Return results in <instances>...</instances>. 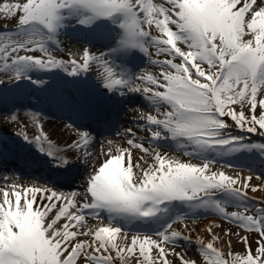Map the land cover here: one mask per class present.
Masks as SVG:
<instances>
[{"label": "snow or ice", "instance_id": "obj_1", "mask_svg": "<svg viewBox=\"0 0 264 264\" xmlns=\"http://www.w3.org/2000/svg\"><path fill=\"white\" fill-rule=\"evenodd\" d=\"M3 11L18 23L0 31V71L9 73L11 81L5 85L0 80V103L6 102L9 85L27 81L45 89L49 81L35 78L34 70L62 72L72 84L48 96L75 134L66 148L56 147L43 131L34 137L15 134L51 158L45 162L58 173L81 162L90 166L97 143L96 157L104 159L91 165L82 191L65 193L39 184L0 186V264H174L170 255L177 264H197L176 250L192 244L202 264H264V200L248 194L250 187L256 192L259 186L250 185L251 176L234 177L210 167L237 154L264 159V143L239 134L264 137V0H24L5 4ZM69 18L85 27L110 21L120 29L115 46L98 52L84 48L78 58H57L51 45H59L57 37ZM125 49H139L159 71L130 73L117 66L111 57ZM93 70L104 96L139 94L149 101L129 109L134 127L114 133L126 146L101 141L78 123L96 114L97 97L79 80ZM234 104H247L249 114L243 108L235 111ZM18 112L15 107L0 112V123H19ZM39 115L33 120L42 128ZM233 129L239 132L233 134ZM160 141H171L204 162L169 156L159 150ZM134 150L141 153L135 160ZM178 202L189 210H213L257 233L256 247L249 236L237 233L243 250L229 251L230 259H225L215 246L218 235L193 241L174 227L190 212L169 215ZM228 206L241 210L228 212ZM87 217L99 223L90 225ZM213 227L220 225H212L210 233ZM129 231L135 233L130 238Z\"/></svg>", "mask_w": 264, "mask_h": 264}, {"label": "rangeland", "instance_id": "obj_2", "mask_svg": "<svg viewBox=\"0 0 264 264\" xmlns=\"http://www.w3.org/2000/svg\"><path fill=\"white\" fill-rule=\"evenodd\" d=\"M22 2H24V0H0V31H4L5 30V26H7L8 29H13V28L16 27V25L18 23L17 19L12 18L11 16H6L5 12L3 11V6L5 4L22 3ZM78 25H80V24H78L76 22L75 18H69L67 20L66 26L69 28V31H75ZM59 37H61L60 40H58L59 42H63L64 39L66 40V36L65 35L59 36ZM67 39H70V38H67ZM79 44L80 43H78V42L69 43L67 46L62 44L63 46H59L60 49H56V50L59 51V53H61L63 55L66 54V55L70 56V55H73L72 52H71L72 49L76 48ZM109 47L112 48L114 46H112V44H111V46H109ZM109 47H107L104 50H108ZM56 48H58V47L56 46ZM92 48H94V47H92ZM111 59H112V57H111ZM115 59H116L115 62L118 63L119 60L117 58H115ZM9 75H10L9 73H5V72L0 71V80H3L5 82V84L11 82L9 80ZM112 95L114 97H112ZM9 97H10V95L7 96V98H9ZM111 98L113 100L114 99L118 100V99H121L122 97H120L118 95H115V94H111ZM124 98H129L130 100L133 101V102L130 103V108L129 109H131L133 107H140V106H142L141 104H143V105H148L149 104V101H147L143 96H141L139 94H134V95L131 94V95L125 96ZM5 103L9 104L7 100H6ZM232 107L237 112H239L243 108V110H245L246 115L249 114L248 113L249 106L247 104H245L243 106H241L239 104H234V105H232ZM7 110H8L7 108L6 109H2L0 112H6ZM30 110H32V109L30 108ZM144 110L147 111L149 109L147 107H145ZM257 110L259 111V108ZM21 113H23V112L21 111ZM130 113L134 114L133 112L129 111L128 114H130ZM39 114L44 115V114H42V112H40ZM126 121H127V123L128 122L130 123L129 125L126 124L127 126L134 127V125L132 124V121L130 122L129 117L126 119ZM35 124L36 125H33V127H34L35 130L38 131V133L40 132L39 135L41 134V131L46 133L47 136L49 135V133L47 131L42 130V129L40 130V128L37 126V123H35ZM229 124L231 125V121L230 120H229ZM124 128H127V127H124ZM3 129H5V128L0 126V131L3 132ZM5 130H7L6 134H7V136H9V138H15L17 141H22V139H20L21 136L15 134L16 132H20L17 128H9V129H5ZM236 132H239V130L238 129H233V134H235ZM38 133L36 134V132H34L32 134V133L29 132L28 135L30 137H34V136L38 135ZM239 134L244 135L252 143H264V137L259 136L258 134H249V133H239ZM115 137H113V138H115ZM98 145L99 144H97L95 147H97ZM152 147H156V146L153 145ZM159 148L161 149L162 145L159 146ZM91 150H93V148ZM182 156H184V155L182 154L181 157ZM186 157H188V161H190L192 163H196V164H202L203 163L202 160H198V159H195V158H192V157H189V156H186ZM176 158L180 159L181 161H185L183 158H179V157H176ZM243 159H249V160L253 161L252 162L253 163L252 164L253 165V169L252 170H248V171L251 174H253V176L257 175V176H254V178L256 180H259L260 182L264 181V172L260 171L261 169H264V159H261L258 154L253 155L251 153H248V154H237L235 156L224 157L222 160L221 159H217L213 164L210 165V167L213 170L224 171L222 168L225 167L224 165H228V162H230L233 165V161L235 163L236 162H243L242 161ZM99 160H100L99 158H96L93 155V159L91 161V165H98L99 162H100ZM91 165L86 168V166L83 165V162H81V163H77L76 165H74V167L70 171H68V173H65V172H59L58 173V172H55V171L52 170V163L49 164L50 173L55 172V173L61 175V176H59L60 179L58 180V182L54 181V180L53 181L51 180V178H50L51 174H50V176L49 175H45L43 178H38V177H35V176H20V174L18 175V173H16V174L15 173H10L11 175L8 174L9 176L6 177V179H5V177H3L0 181L3 184V183H5L8 180L9 181L12 180L10 176H14V177L18 176V180L37 181L38 183H43L44 185L45 184H49L52 187L53 186H57V187H61V188L66 189V190H73L74 189V190H81L82 191L83 190V186H84L85 178L87 177L88 173L90 171H92ZM229 167H225V168L232 169L233 172L230 173L228 171H224L226 174L232 175L234 177L235 176L242 177L240 172H239L240 169H242V168H237V166L236 167H230V168ZM3 175H5V173ZM260 182L258 184H254L252 182V180H251L250 181V185L251 186H259V190H260L261 189V183ZM21 185H26V182L24 184L21 183ZM259 190L256 191V192H252L251 191V187H250L248 189V194H249V196L254 197L257 201H260V200H262V198H261V196L258 195ZM180 204H182V203H180ZM182 206H183V208H181L182 212H187V210H189L187 208V205L182 204ZM240 210L241 209H237L234 206H228L226 208V211H228V212L240 211ZM173 211H174V209H172V212H170V213H173ZM192 211L195 213V217H194L193 220L196 223V225H198V227H199L195 234L188 233V234L191 235V239L193 241H195L197 239L196 236H198V233L201 230V227L204 225L203 221H206V222H210L211 224L220 225V227L223 230L224 234L228 233L229 230H231V234L230 235H226V236L230 237L231 240H232V243L235 244V245H232L231 249H229L228 246L223 248V252L225 253V259H230V257L227 256V253L229 251H231V252H242V250H243L244 246H243L242 242L240 241V239L238 238V236L236 235L237 233H241V235L249 236L250 237V242L252 243V246H253V249L256 247L255 241L259 238L257 233L244 231L236 223H233V222L225 219L223 216L216 214L213 210L193 209ZM250 214H254V213H250ZM187 219L188 218H185V220H187ZM94 221H97V220L94 219ZM106 222L107 221L105 220L104 223H106ZM98 223H99V221H97V224ZM153 238H156V237H153ZM194 245L195 244H193L192 246L188 245L186 248H182L181 246L178 245L176 247V250L177 251H185L186 252V258H188L190 260H191V258L192 259H196L197 260V264H202L201 260L198 259V257L201 256V254L198 252L197 248L194 247ZM196 254L198 256H196ZM152 255L153 256L156 255V250L155 249H153ZM168 259L172 260L174 262V264H177V258L175 256L170 255L168 257Z\"/></svg>", "mask_w": 264, "mask_h": 264}, {"label": "bare ground", "instance_id": "obj_3", "mask_svg": "<svg viewBox=\"0 0 264 264\" xmlns=\"http://www.w3.org/2000/svg\"><path fill=\"white\" fill-rule=\"evenodd\" d=\"M161 1L162 2H160V3L164 2V0H161ZM257 3H260V0H257ZM64 32L65 31H63L62 33L64 34ZM153 34H157L155 32V30H153ZM88 41L89 42H94V39L90 38ZM65 46H67V45L65 44ZM84 48H87L85 44H79V46H77L76 48L72 49V51L70 50L73 55H70V56L66 55V54L63 55V54L59 53V51H57V50H53V55H55V56H57V58H61V59H68L70 57H77L78 58V57H80L82 55V49H84ZM98 51L99 50H96V51H93V52H98ZM153 51H154V49H153ZM149 69H150V71H153V72H156V71L159 70L158 67L155 66V65L149 66ZM38 72L40 74L39 75L40 78L46 79V78H49L51 76H55V78H59L57 73H54L55 75H53V74L41 72L39 70H38ZM94 78L96 79L95 70H93V72L88 73L86 77H80L79 80H80L81 85H82V82H84V84H86L87 82H91ZM64 79L68 80L66 77H64ZM6 108L7 107H6L5 104H1L0 105V111L2 109H6ZM34 114H36V113H34L33 111H25V112H23L21 114H18L19 123H16V124H12V123L3 124V123H0V126H2L5 129L17 128L21 133L27 132L29 134V132H30V133L33 134L34 132H36V134H37L38 131L35 130L34 127H33V125H36L35 124L36 122L33 120V115ZM133 115L134 114H131V113L128 115L130 122L132 121L131 118H132ZM38 119H39V124L43 125V130H45V131H47L49 133L48 139H50L54 143V145L56 147L61 148V149L66 148V145L71 142V140L73 139V137L75 135L74 132L71 129H68V128L65 127L66 122L65 121H61V120H57L56 121L54 119H50V118L45 117L43 115L39 116ZM0 120H2V117H0ZM129 124L130 123L128 122L127 125H129ZM127 127H129V126H127ZM5 129H3V132H7V130H5ZM39 133H38V135H39ZM138 135H145V133L139 132ZM113 140H115L116 142L120 143L122 146H126L124 144V141H122L119 137H115V138H113ZM160 143H162V144L164 143L163 144L164 146H162L161 149L159 148V150L161 152H166L169 156H176V157H179V158H183L185 161H188V157H184V156L181 157V154H184V151L178 150L174 146L173 143L168 144L166 141H160ZM145 147H149V145L145 144ZM99 150H100V147L96 148L95 151H94V155H96V153H98ZM140 154L141 153H139L138 151L134 150V153H133L134 160ZM222 169L224 171H228L230 173L233 172L232 169H227L225 167L222 168ZM38 170H36V172L39 174ZM239 172H240L242 177L251 176L252 177V182L254 184H258L260 182L259 180H256L254 178V176H257V175L253 176V174H251L247 170H240ZM10 177H11L12 180L6 181L5 183H3L4 185L5 184H12V183H18V184L22 183V184H24L26 182V186L27 185H32V184H39L41 186L52 187L49 184H45L44 185L43 183H38L37 181L18 180V177H14V176H10ZM260 183H261V189L259 190L258 195L261 196L262 200H264V181H261ZM3 184L0 183V186H4ZM53 188L59 189V190L65 192V193H69L71 191H74V189L73 190H66V189H63V188L57 187V186H53ZM87 219H88V223L90 225H96L97 224V221H94V219H92L91 217H87ZM193 219H194V212H190V214L188 215V219L187 220H184L183 223H179L177 225H174V227H177L179 230L185 231L186 233L195 234L199 227H198V225H196V223L194 222ZM203 222H204V225L201 227V230L199 231L198 236H196V237L197 238H201V239H203V240H205L207 242L208 240L211 239V236L214 233V234H216V235H218L220 237V239L217 240V242L215 243L216 247H218V248H220L222 250H223L224 247H227L228 246V241L231 240V238L224 234V232L221 229V227H219V228L213 227L212 228V232L210 233L208 231V229L210 227H212V225H214V224H211L210 222H206V221H203ZM184 224H187V229L184 228ZM137 225L138 226H142L139 223H137ZM131 236H132V234L129 233V238ZM192 245H189V246H192ZM232 245H235V244L232 243ZM194 247L197 248V245H194ZM196 256H198V255L196 254ZM133 264H135L134 261H133Z\"/></svg>", "mask_w": 264, "mask_h": 264}]
</instances>
